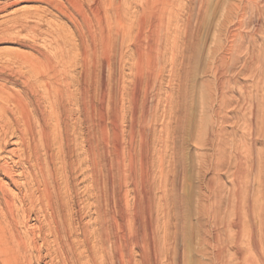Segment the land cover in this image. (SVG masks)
<instances>
[{
  "label": "rangeland",
  "instance_id": "1",
  "mask_svg": "<svg viewBox=\"0 0 264 264\" xmlns=\"http://www.w3.org/2000/svg\"><path fill=\"white\" fill-rule=\"evenodd\" d=\"M9 1L12 0H0V5L3 6ZM128 3H131V8ZM119 4L122 16L127 17L128 14H132V18L135 19V21L133 19L135 25L133 36L131 35L132 40L128 39L126 44L121 46L119 52L121 50L122 53L118 52L114 58L112 56L111 64L106 63L102 71L107 90L116 92L114 98H110L111 103L107 104L105 111L107 120H105L104 133L107 132L109 136L103 133L105 136L102 146L105 147L103 149L105 161L107 159L104 163L108 162L107 165L116 166V168L114 166L116 172L114 170L113 183H110L111 185L117 183L113 188L118 192L115 195L118 203L115 208L112 207L118 211L120 219L117 231L121 238L120 254H123L119 261L117 260L118 264H234V262L264 264V248L261 244L255 245L249 237H246L247 239L240 242L242 253L235 251L234 242H230L231 246L224 248L226 237H234L237 229L230 228L225 236V233L213 228V235L210 236L205 228L211 227L212 221L209 219L210 222H207L208 218L203 215L204 206L208 205L209 208L215 209L218 205L216 203H220L221 210H224L222 215L226 212L234 213L231 208L226 207V204L235 200L239 185L234 174L236 166L230 169L227 164L230 163V155L231 158L235 156V153L231 152L232 149L239 144L245 160L244 185L241 191L245 214L244 226L247 225L245 227L248 228L247 230L254 225V201L258 205L261 203L264 208V135L260 137L252 135L251 128H254L252 124L255 123V120L251 121L254 112L257 110L262 112L264 107V97H262L264 77L260 70L263 68L261 64H264V0H122L121 2L119 0ZM46 10L48 4L41 0H19L18 3L7 6L5 10L1 9V29L12 25L13 20L17 18L28 20L29 27L24 30L18 27L0 32V60L2 57V59L8 58L11 51L15 50L37 53L32 48L18 43L26 38L37 39L35 43H31L50 53L66 54V56L74 54L71 46L58 45V41L62 40L59 31L63 33L65 31L64 35H70L68 38L71 39V43L79 42L72 38L73 27L70 22L65 17H58L60 14L57 10L52 12ZM40 16L45 21L41 22L43 25L36 32L30 27L40 21ZM230 48H234L235 53H232ZM225 54L228 57H225ZM253 54L257 58L253 59ZM259 59H261L260 63ZM220 66L225 68L222 69ZM223 70L227 71L224 73ZM219 71L222 73L220 74ZM217 82H219L218 86ZM205 83L208 85L206 86ZM211 85L213 88H209L212 87ZM208 91L211 92L209 95H207ZM140 100L144 102L141 103ZM224 101L227 104L225 103L222 109L219 105L224 104ZM140 106H143V110ZM149 117L152 119L148 121ZM135 123L138 125L133 128L136 126ZM140 133L145 135L141 136ZM256 137L258 140L255 141ZM116 138L119 141L115 140ZM81 140L76 141L73 146L77 152ZM124 146L125 148H122ZM221 152L226 154L228 160L219 168L217 165L223 160L220 157ZM203 158V162L200 161ZM208 158H211V161ZM253 159L256 163L257 160L262 163L259 168L258 164H254ZM82 167L83 169L75 173L78 192L75 197L76 209L79 213L83 212L84 218L81 222L89 225L88 235L94 240L96 214L89 209L85 215L86 211L81 210L83 205L79 200L87 198L86 186L90 185L83 173L87 169ZM160 180H163V184ZM2 183L1 187L18 193L17 188H12L14 185L10 179L4 178ZM185 197L189 199L187 204L183 200ZM254 198H257V201ZM220 200L223 202H219ZM162 211L166 215H163ZM19 215L20 218L12 223L16 227V233L24 238V244L19 248L16 257L9 255L10 264H111L109 245L99 242L97 244L93 241L87 243V246L81 244L83 232L79 225L75 224L77 228L72 239L69 240L71 243L74 240V243L78 241L77 245L72 250H68V253L61 254L57 251L58 245L53 241L51 234L40 233L39 224H42L43 218L39 219L33 212L24 213L20 207ZM204 221L208 225L204 224ZM0 226L1 234L2 231L10 229L5 219ZM162 227L165 229L163 230ZM160 230H163L162 233ZM201 237L204 240H201ZM218 245L220 246L217 248ZM3 248L4 246L0 245V264H9L3 258L6 259L9 253L7 254ZM219 248L224 249L221 254ZM236 260H240L239 263Z\"/></svg>",
  "mask_w": 264,
  "mask_h": 264
},
{
  "label": "bare ground",
  "instance_id": "2",
  "mask_svg": "<svg viewBox=\"0 0 264 264\" xmlns=\"http://www.w3.org/2000/svg\"><path fill=\"white\" fill-rule=\"evenodd\" d=\"M41 1L48 4V10L46 11L52 12L53 10H57L60 14L58 17L67 18L68 22H70L71 26L73 27V32L71 34L72 38L77 39L79 42L71 43L70 42L71 39L68 38L70 35L69 36L64 35L65 31L64 33L63 31H59L60 37L62 38V40L58 41V45H61V44L69 45L72 48L71 50L74 52V54L66 56V54L65 55L63 54L59 55L57 53L53 54V53H50L48 50L41 48L40 46L39 47L34 46L31 42L35 43L37 40V39L35 40V38H33V40H29L27 38L21 39L18 43H20L22 46L32 48L33 50L37 51V53H34V52L29 53L28 51L22 52V51L15 50V51H11L8 58L2 59L3 58L2 57L0 60V224L3 221V219H5L10 225L9 231H2V234L0 233V245L4 246L3 250L7 254L9 253L8 256H6L7 254L6 255L4 254V256L7 257L6 259L5 257L3 258L6 263H9L11 261L9 255L13 258L16 257L17 253H19L20 251L19 248H21L24 244V238L19 233H16L17 232L16 227L12 223L13 221L20 218V215H19V207H20L24 213L31 214L33 212L36 214L37 217H39V219L40 217L43 218L41 222L42 224H39V231L42 234L43 233L46 234V232H49L51 234V236L53 237V241L58 245L57 251H59V253L66 254L68 253L67 252L68 250H72L77 245L78 241L76 243H74L75 240L73 241V243L69 241L73 237L75 229L77 228L75 224H77V226L79 225V227H81L82 232H83V238L81 240V244L83 243L86 245L87 243H92L90 241L97 242V244L98 242L99 244L101 243L103 245L108 244L109 249H110L109 256H110L111 264H118L119 258L121 254H123V253L120 254L121 252L120 251V239L121 238L119 237V234L117 231V226L119 225L120 219L118 218V211H116L115 209H112V207L115 208V205L118 203L116 199L117 196L115 198V195L118 192H116L117 190L115 191L113 188V186H116L117 183H115V185L113 184L111 185V183H113L112 180L116 172L115 170L116 166L114 165L115 166L114 168L113 165H112L113 167L107 165L108 162L106 164L104 163L107 161V159L105 161V154H104L105 150H103L105 147L103 148L102 146V144L104 143L103 136L105 135L107 136L108 134L107 132H106L107 134L104 133L105 128H106L105 120H107L106 119L107 116H105L106 115L105 111L107 109V104L109 105L111 103L110 98H114V96L116 95V92H113L114 90L113 91L107 90L108 87H106V84L104 83V80L102 78V75H103L102 71L104 70L106 63L107 64L109 63V65L111 64L112 60L110 59L112 58V56L114 58V55H116L119 52V49L121 48V46H124L127 40L131 39V35L133 34V30H134L135 19L134 17L132 18V14L131 15L128 14L127 17L121 15L122 12L120 11L121 7L119 8V5H120L119 0H41ZM121 1L122 0H120V2ZM18 2L19 0H12V1L6 2L3 6L0 5L2 6L0 8V11L1 9L5 10L7 6L14 5ZM128 4H129V7L131 8L132 7V5L130 6L131 3H128ZM126 13H128V11H126ZM40 17H39L40 21L36 22L34 26L30 27L36 32H38V29H40L41 26L43 25V23L41 22L45 21L42 16ZM13 21H12L13 22L12 25L10 26L8 25L2 29L0 28V32L9 31L10 29H15L18 27L24 30V29H27V27H29V21L26 19L17 18ZM135 48L139 49V47H135ZM230 50L232 53L234 52V48H230ZM253 55H254L253 59L257 58L255 54ZM225 57H228V56L226 55ZM258 61L260 63L261 59H259ZM261 65H263V68H264V64H261ZM221 68L224 69L225 67L224 68L221 67ZM263 68H261L260 70L264 77ZM112 69H113V66H112ZM213 70H216V69H213ZM108 71H109V68H108ZM219 72L221 74L222 72H224V70L222 72L221 71ZM109 78H110V75H109ZM218 83L219 82H217V86H218ZM207 85L208 84H206V86ZM209 88H213V86ZM221 92H223V90ZM209 93L211 92L208 91L207 95H209ZM262 97H264V95ZM226 101H224V104L221 103V106L219 105V107L223 109L224 106L227 104ZM143 102L141 101V103ZM140 105H143V104H140ZM118 106L117 108L119 109L120 107ZM243 106L245 105H242V107ZM144 107L146 108V106ZM141 108L140 109L143 110V106ZM120 110H119V114L121 113ZM147 110L145 111L146 113H147ZM136 113L138 114V112ZM141 114L142 112L140 113V115ZM246 114H247V111H246ZM119 116H122V115H119ZM151 119L152 117H149L148 121ZM254 120H255V123L252 124L254 125V128L251 127L253 129L252 135H257L260 137L264 135V107L262 109V112L259 110L254 112V115L251 121H254ZM134 125H136V123ZM137 125L133 126V128L137 127ZM188 125L190 126V124ZM199 125H200V122H199ZM118 130L120 131V129ZM134 130H133V133H134ZM198 131H199V128H198ZM184 132H186V130ZM136 135L137 134L135 133V137H137ZM143 135L145 134H142L141 136ZM80 139L82 140H81V143L78 149L79 152H77L76 148H74L73 146L74 144H76L75 142ZM108 139L109 138L107 137V141ZM117 139L118 138H116L115 140ZM203 139L205 140V138ZM256 139L258 140V137L255 138V141ZM205 143H203V146ZM122 148H125V146ZM118 149L120 151L122 150L120 149V147ZM119 150L118 152H120ZM251 151H253V149ZM231 152L235 153V156L234 158H231V155H230V158H231V159L229 158L230 165L229 164L227 165L229 166L230 169H232L233 166H236L235 168L236 170L234 169L235 170L234 174H235V178L237 177L238 179L237 185L239 186H238V189L236 190L237 192L235 191L236 192L235 200L232 202L229 201L230 203L226 204L227 205L226 207L228 209L231 208L234 213L227 214L226 212V214L223 213L224 215H222V212L224 210H221L220 205H219L220 203H216L219 206L216 205L217 207H215V209H213V207L209 208L208 205L204 206L205 213L203 212L202 213L203 215L205 214V217L208 218V219L205 218L207 222L209 221V219H211L212 221L210 224L211 227L205 228V231L210 236L213 235L212 234L213 228H215L219 232L222 231L223 233H225V236H226V234L228 233V230L232 227H235L237 230L235 234L233 233L234 237H231V238L226 237L225 242L223 241L225 246L224 245L223 246L224 248L226 246H231L230 242H234L235 243L234 247L236 249L235 251H237L238 253H242L243 249L241 248L240 242L242 243V241L247 239L248 237L251 239V241L255 245L261 244V247L264 248L263 247L264 246V208L261 203H260L261 205L260 204L258 205V203H255L254 200H256L257 198H254L253 200L254 201L253 209L255 210L254 225L252 226L251 229L247 230L248 228L247 229L245 228L247 225L244 226L245 214H244L243 197H242V191H241V187L242 185H244L243 170L245 168L244 167L245 160L243 158V154H242L243 151H241L240 144L239 146L232 149ZM202 154H204V156L206 155L203 152ZM212 157H213V154H212ZM220 157H222L223 160L221 163L217 165L219 166V168L223 167V165L228 160V159L226 160L227 156L225 153L223 154L221 152ZM257 158L260 159V157H257ZM203 160L204 158L200 161L203 162ZM257 161L258 162L256 163V160H254V164L255 163L258 164V168H259L262 163H260L259 160ZM82 166H84L85 169H87L83 173L85 175V178H87V180L89 181L90 185L86 186V189H87L86 191L88 192L87 198H82L79 200L82 201L83 206L81 207L82 208L81 210L86 211L85 215L87 214V210L89 209L93 210L96 214V218H95L96 239L94 240H92L91 236L88 235L89 225L81 222V220H83L84 218L83 212L80 211L81 213H79L78 209H76L77 201L75 197L76 195H78V192L76 189L77 185L75 184V179H76L75 173H77L79 169H83ZM261 169L263 170V166ZM227 171H224V172L227 173ZM162 177H163V174H162ZM162 177L160 176V178ZM4 178H8L12 181V185H14L12 188H17L19 190L18 193H14L12 192V190H7L1 187L3 185L2 180H4ZM161 182L163 184V180ZM218 194H220V191ZM215 196L217 197V192ZM219 199L220 198H218V200ZM183 200H185L186 202L185 204H187L189 199L185 197V199ZM215 201H212V202H215ZM219 202H223V201L220 200ZM117 210H120V208ZM162 212H163V215H166L164 211ZM187 213L189 214V212ZM159 218L162 219L160 215H159ZM205 222L206 221H204V224H207V222L206 223ZM164 229L165 228H163V230ZM163 230H160V232L162 233ZM202 231L204 232V229ZM9 232H10V235H8ZM124 238L125 237H123V239ZM201 240H204V239H202L201 237ZM126 242H123V243L126 244ZM245 244H247V242ZM219 246L220 245H218L217 248ZM219 249H221L219 251V253L221 254L224 249L223 248H219ZM252 249L253 248H251V250ZM262 252L263 250L261 251V253ZM238 261L237 263H239ZM235 263L236 262H234V264Z\"/></svg>",
  "mask_w": 264,
  "mask_h": 264
}]
</instances>
